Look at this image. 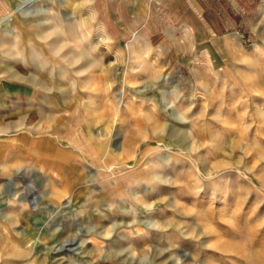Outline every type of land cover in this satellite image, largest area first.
<instances>
[{"label":"rangeland","instance_id":"374dc122","mask_svg":"<svg viewBox=\"0 0 264 264\" xmlns=\"http://www.w3.org/2000/svg\"><path fill=\"white\" fill-rule=\"evenodd\" d=\"M15 1L0 5V141L28 146L0 157V226L20 249L264 264V11L206 73L174 43L106 38L85 0Z\"/></svg>","mask_w":264,"mask_h":264},{"label":"crops","instance_id":"0c3cea01","mask_svg":"<svg viewBox=\"0 0 264 264\" xmlns=\"http://www.w3.org/2000/svg\"><path fill=\"white\" fill-rule=\"evenodd\" d=\"M4 1L0 0L1 6L6 2L11 5V0ZM85 1L96 27L106 38L152 43L159 49L165 44L164 50H171L174 43L176 50L191 57L194 67H205L206 73L225 66L221 52L239 49L246 38L257 34L264 11V0ZM16 138L20 137L0 141V157L8 147L10 155L16 156L28 146L24 141L22 145L16 143ZM29 147V157L35 156L37 146ZM13 226L8 230L0 226L5 241L15 247L0 250V264H39L38 253L20 249L26 239Z\"/></svg>","mask_w":264,"mask_h":264}]
</instances>
